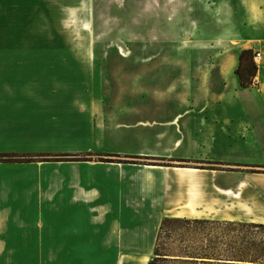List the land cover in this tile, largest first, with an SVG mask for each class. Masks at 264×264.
I'll list each match as a JSON object with an SVG mask.
<instances>
[{"label": "rangeland", "instance_id": "obj_1", "mask_svg": "<svg viewBox=\"0 0 264 264\" xmlns=\"http://www.w3.org/2000/svg\"><path fill=\"white\" fill-rule=\"evenodd\" d=\"M239 2L248 11V25L263 41L261 48L253 52L256 75L257 64L261 67L263 60L256 53L264 54V0ZM239 2L0 0V57L8 58L10 65L18 63L14 61L19 57L28 58L26 63L30 68H37L30 74L45 80L47 92L58 91L55 97H46L47 113L41 115L44 119L31 121L23 137L21 131L0 129V149L49 152V155L40 157L49 160L44 163L26 166L0 163V190L5 192L4 210L0 211L3 215L1 248L19 252L37 250L45 241V249L53 248V242L48 241L52 240L54 233L53 211L48 208L55 200L53 192L57 182L54 162L50 160L90 158L143 168H147L143 165L185 166L179 174L180 179H184L181 176L186 170L200 171L191 166L228 170L229 176L237 177L230 178L234 184L242 182L234 194L232 188H226L227 185L215 187L214 174H196L190 177V181L184 179L189 181L192 195L182 206H168L165 217L205 218L209 222H171L166 225L160 232V258L155 264H264V223L243 220L249 217L245 214L247 206L243 191L250 184L246 179L241 180L240 174L232 172H264V164L234 158L236 154H247L245 148L227 155L217 152L220 147L206 144L191 146L187 155H195V158L171 161L164 156L163 141H154L157 146L154 151L143 148L146 142L135 141V134L142 132L141 129L160 125L176 114L164 113L167 58L179 65L182 56L189 57L193 63L225 53V49L217 46L197 43L199 36L202 40L207 36L195 34L194 30L198 25L207 32L240 28L241 23L232 17L236 10L239 12ZM211 10L218 15L222 11L224 17H210ZM183 40L184 50L181 48ZM188 40H191L190 45L186 44ZM31 86L42 87L37 83ZM175 97L180 103L179 94ZM153 107L156 111L151 113ZM200 115L190 112V116L199 118ZM93 131L96 138L92 136ZM164 132V129H158L155 133ZM118 133L126 136L121 143L110 138ZM70 188L65 186L62 193L56 195L58 202L66 205L71 201ZM254 194L256 201L259 193ZM194 195H202V200L193 199ZM73 197L76 198L77 194ZM257 204L259 208L254 210L253 218L261 214V203ZM68 214L62 210L61 219L68 218ZM101 228L91 230L88 249L115 248L109 234V220ZM61 229L64 247L68 241V226L62 225ZM81 248L80 244L77 245V249ZM200 253L213 258L203 262L188 256ZM149 257V260L154 257L153 251ZM14 260L21 263L37 259Z\"/></svg>", "mask_w": 264, "mask_h": 264}, {"label": "crops", "instance_id": "obj_2", "mask_svg": "<svg viewBox=\"0 0 264 264\" xmlns=\"http://www.w3.org/2000/svg\"><path fill=\"white\" fill-rule=\"evenodd\" d=\"M210 1L214 3V0ZM238 5L239 12L236 10L232 17L241 23L240 28H220L217 32H207L202 31L198 25L194 30L195 34L207 36L203 37V40L199 36L197 43L217 46L225 49V53L193 63L189 57L182 56L179 65L175 60L170 61L167 58L164 74L166 80L164 113L176 114L171 116V120L160 122V125L150 129H141L142 132L135 134L136 143L146 142L143 145L144 149L154 151L157 149L154 141H163L166 148L164 156L176 161L195 158V155H187L194 145L220 147L217 152L227 155L234 154L238 148L240 150L245 148L247 154L242 156L236 154L237 157L234 158H240L248 163L264 164V54L260 52L258 57L260 59L262 57L263 60L261 67L257 64L258 69L254 76L256 83L246 87L240 86L235 72L239 52L247 48L254 49L255 52L261 48L263 41L259 40L256 31L248 25L246 21L248 11L246 12L240 2ZM210 12L212 14L210 17H224L222 11L219 15L215 10ZM234 21H231L233 25ZM187 31L189 32L188 29ZM190 42L191 40H188L186 44L190 45ZM181 48L184 50L185 43ZM27 59L19 57L14 61L18 63L10 65L8 58L0 57V129L21 131L22 137L23 132L29 130L31 121L39 122L40 119H44L41 115L47 113L46 97L53 98L58 93L55 90L47 92L45 80L30 74L36 72L37 68H30L29 63H26L29 60ZM36 83L39 86L41 84L42 89L32 88L31 85ZM176 93L181 98L180 103L176 101ZM155 109L151 108V113H154ZM192 111L201 114L199 118L190 116ZM9 123L15 125H8ZM158 129H164L165 132L155 133ZM92 136L96 138L94 131ZM125 137V134L118 133L110 138L121 143ZM150 138L153 139L152 142L149 141ZM1 154L10 156L8 158ZM44 155H49V152L0 149V163L17 166L44 163L49 161L40 158ZM50 161L54 162V178L57 182L53 192L55 200L49 203L51 207L48 208L53 211L54 233L52 240L48 239L53 242V248L45 249L47 242L45 241L37 250L12 251L1 248L3 242L0 240V264H147L149 254L154 249L161 221L167 216L168 206H182L192 195L191 185L179 178L185 166L143 165L147 167L143 168L140 165L90 158L76 160L59 158ZM191 167L200 170L198 176L214 174L215 187L227 185L226 188L233 189V194L242 183L238 181L234 184L230 178L237 177L229 176L228 170ZM67 172L71 174L67 175ZM211 172L214 173L211 175ZM232 172L240 174L241 180L246 179L250 184L243 191L247 206L245 214L249 216L243 220L264 223V172L245 170ZM232 184L234 186H231ZM65 186H71V201L63 205L58 202L56 195L61 194ZM255 192L259 193L256 201ZM3 193L4 190H0V211L4 210ZM74 194H77L76 198L73 197ZM195 198L202 200V195L200 197L194 195L193 199ZM257 202L261 203V214H256L253 218L254 210L259 208ZM43 209L46 207L43 206ZM62 210L69 213L68 218L64 220L60 217ZM2 216L0 212L1 223ZM106 220H109V234L115 248L88 249L91 230L93 228L101 230ZM62 225L68 226L69 231L66 235L68 241L64 242V247ZM79 244L83 248L77 249ZM16 258L37 260L28 262L23 260L19 263L14 260Z\"/></svg>", "mask_w": 264, "mask_h": 264}, {"label": "trees", "instance_id": "obj_3", "mask_svg": "<svg viewBox=\"0 0 264 264\" xmlns=\"http://www.w3.org/2000/svg\"><path fill=\"white\" fill-rule=\"evenodd\" d=\"M238 66L235 69L236 74L238 75L239 78V84L242 87H246L249 86L250 84L253 83V77L255 75V71H256V65L253 61V51L249 48L247 49H242L239 52L238 55ZM9 156L8 154H1V156ZM171 222H180V223H198V224H202V223H208L209 219H198V218H187V217H165L164 219H162L161 224L159 226V230H158V234L155 240V245H154V249H153V254L154 257H152L147 264H155V261L160 258L159 255L160 253L159 251V240H160V232L161 230L168 225ZM254 224V223H253ZM259 225V224H257ZM190 257H193V259L199 258L201 261L206 262L204 260H211L210 255L208 254H196V255H188ZM237 260H241V259H237Z\"/></svg>", "mask_w": 264, "mask_h": 264}, {"label": "bare ground", "instance_id": "obj_4", "mask_svg": "<svg viewBox=\"0 0 264 264\" xmlns=\"http://www.w3.org/2000/svg\"><path fill=\"white\" fill-rule=\"evenodd\" d=\"M198 171V170H197ZM184 173V175L183 176H181L182 178H184V179H187V180H189L190 181V177H192V176H196V172L194 171V169L193 170H186L185 172H183ZM188 181V182H189ZM200 183V182H199ZM177 216V215H176Z\"/></svg>", "mask_w": 264, "mask_h": 264}, {"label": "built area", "instance_id": "obj_5", "mask_svg": "<svg viewBox=\"0 0 264 264\" xmlns=\"http://www.w3.org/2000/svg\"><path fill=\"white\" fill-rule=\"evenodd\" d=\"M256 56H260V53L259 52H257L256 53ZM253 83H256V81L253 79Z\"/></svg>", "mask_w": 264, "mask_h": 264}]
</instances>
